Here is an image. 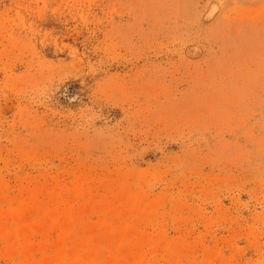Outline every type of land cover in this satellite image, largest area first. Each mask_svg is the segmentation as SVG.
Here are the masks:
<instances>
[{
  "label": "rangeland",
  "instance_id": "rangeland-1",
  "mask_svg": "<svg viewBox=\"0 0 264 264\" xmlns=\"http://www.w3.org/2000/svg\"><path fill=\"white\" fill-rule=\"evenodd\" d=\"M0 264H264V0H0Z\"/></svg>",
  "mask_w": 264,
  "mask_h": 264
},
{
  "label": "crops",
  "instance_id": "crops-1",
  "mask_svg": "<svg viewBox=\"0 0 264 264\" xmlns=\"http://www.w3.org/2000/svg\"><path fill=\"white\" fill-rule=\"evenodd\" d=\"M258 1V0H257ZM245 6H249V5H245Z\"/></svg>",
  "mask_w": 264,
  "mask_h": 264
}]
</instances>
